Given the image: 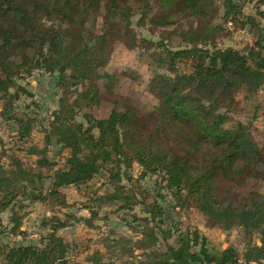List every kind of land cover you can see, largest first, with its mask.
Here are the masks:
<instances>
[{"label":"trees","instance_id":"trees-1","mask_svg":"<svg viewBox=\"0 0 264 264\" xmlns=\"http://www.w3.org/2000/svg\"><path fill=\"white\" fill-rule=\"evenodd\" d=\"M254 11L246 14L240 0H0V124L13 138L9 145L0 136V264H75L78 247L60 231L109 223L111 213L134 234L103 235L105 250L89 253L88 264H264V138L254 127L264 120V101L249 122L230 113L239 91L248 103L264 91V0ZM135 15L156 26L195 20L172 32L179 49L156 43L159 70L148 83L156 104L142 113L125 97L98 118L86 107L113 92L107 68L116 46H138ZM225 25L249 30L253 43L218 46ZM36 73L54 76L62 89L49 115L27 101L33 94L23 81ZM53 144L67 151L59 166ZM98 177L102 192L92 183ZM248 181L257 184L242 192ZM68 187L85 190L92 222L71 210ZM164 189L175 206H195L212 226L238 228L241 249L216 250L198 229L174 223L161 203ZM26 202L52 211L37 242L22 229Z\"/></svg>","mask_w":264,"mask_h":264},{"label":"rangeland","instance_id":"rangeland-1","mask_svg":"<svg viewBox=\"0 0 264 264\" xmlns=\"http://www.w3.org/2000/svg\"><path fill=\"white\" fill-rule=\"evenodd\" d=\"M243 3V9L246 14H254V7L256 6L257 0H240ZM142 3H144L142 1ZM154 7L153 10H155ZM154 12V11H153ZM223 14L216 16V21L222 20ZM221 17V18H220ZM138 16L135 15L133 22V31L138 40V46L133 49L123 47V45H117L113 52L111 63L107 68L110 74L113 76V92H107L102 100H95L87 105L86 111L92 113L98 118L106 117L110 114L113 108H121L123 98L134 100L136 107L140 109L142 113L149 111L153 105L156 104V97L151 94L148 90V83L154 73L159 70L158 61L153 59L152 55L155 52H159L157 42H164L168 48L179 49L181 47V41L176 34L172 32L180 31L181 25H188V23L195 20L192 18H182V21H178L175 24L169 26H156L150 22L149 19L145 20L142 24L137 22ZM181 20V19H180ZM231 26V24H230ZM226 27V28H225ZM219 31L217 36V44L220 47L234 46L236 48H245L247 45L253 43V35H251L247 29H236L230 28L228 25ZM240 27V26H239ZM163 70V69H162ZM161 70V71H162ZM104 80L99 81V86L104 91ZM29 92L33 94L32 97L27 99L28 102L31 100L38 103V112L40 115H49L52 110L56 107L57 99L59 98L62 89L58 88L55 83L54 76L47 74L36 73L34 76L27 78L23 81ZM76 87L73 86L72 90ZM264 91L253 94L251 100L246 102L244 100L245 92L239 91L234 98V105L232 112H235L234 117H238L240 120L249 122L254 115V107L257 101H261L264 98ZM260 97V99H259ZM261 101V102H263ZM223 110L225 108L222 107ZM264 108L258 111V114L263 115ZM241 118H240V117ZM263 118L254 120V127L260 132L263 130ZM260 132L255 133L259 140L264 138ZM0 136L4 139V142L9 145H13V138L10 136L7 126L0 124ZM35 141L43 146V134L41 132L35 133ZM60 147L53 144L50 151V156L54 158L59 164L65 162L63 153L59 152ZM30 163L34 162L35 156L29 157L25 155V160ZM156 177L148 179L145 183L148 189H153V182ZM95 189H99L101 192L105 190L106 186L101 178H96L92 182ZM257 184L256 181H248L242 188V192H246L252 189ZM68 199L73 204L71 208L79 216H85L90 218L92 222L93 214L88 208L84 207L89 204L87 197L83 191L78 190L74 187L66 188ZM161 203L165 206L168 215L172 218L174 223H178L182 228L190 227L192 229H198L204 236L207 237L210 246L216 250L226 248L230 244H236L240 249L244 243V237L240 234L238 228H234L231 231H222L218 227L212 226L207 219L196 209L195 206L184 205L183 209L180 205L175 206L174 194L168 193L166 189L162 190ZM110 208L106 207L100 210L99 217L104 216ZM25 213L24 224L22 229L27 232L28 239L37 242L40 238V234L45 233V230L40 226V222L44 216L52 214L49 208L44 206L42 203H28L26 202L23 209ZM110 212V211H109ZM138 212V211H136ZM109 223L105 220H95L96 227H91L86 222H78L75 225L64 228L60 231V234L64 238L74 245L76 259L75 264H88L86 256L93 250L100 249L105 250L104 246L99 242L103 235H133V231L129 229L125 222L120 218H117L116 214H110ZM128 219L132 217L128 215ZM22 238V237H21ZM172 241L173 239H169Z\"/></svg>","mask_w":264,"mask_h":264}]
</instances>
